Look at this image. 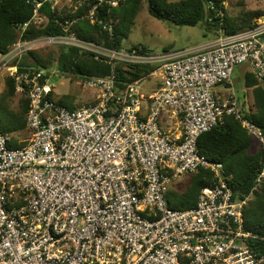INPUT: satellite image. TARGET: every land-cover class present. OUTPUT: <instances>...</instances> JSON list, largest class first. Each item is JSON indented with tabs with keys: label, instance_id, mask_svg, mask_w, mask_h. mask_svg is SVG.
<instances>
[{
	"label": "built area",
	"instance_id": "2783aa9c",
	"mask_svg": "<svg viewBox=\"0 0 264 264\" xmlns=\"http://www.w3.org/2000/svg\"><path fill=\"white\" fill-rule=\"evenodd\" d=\"M122 1L27 0L33 12L17 30L45 26L46 7L65 33L19 38L0 53L1 81L11 76L28 99L30 134L11 146L0 131V264H264L250 246L256 236L244 225L245 200L234 197L222 163L197 145L225 116L264 140L232 85L243 64L264 80V0L251 27L162 55L110 48L71 29L86 18L111 32L116 21L98 14ZM47 47L156 65L159 85L148 95L134 87L118 93L113 72L90 77L95 101L68 109L53 97V75L18 71L23 55ZM199 168H210L215 184L201 189L196 205L169 208V182Z\"/></svg>",
	"mask_w": 264,
	"mask_h": 264
},
{
	"label": "trees",
	"instance_id": "16d2710c",
	"mask_svg": "<svg viewBox=\"0 0 264 264\" xmlns=\"http://www.w3.org/2000/svg\"><path fill=\"white\" fill-rule=\"evenodd\" d=\"M226 1L228 0H124L117 6L125 4L126 14L134 16L145 2L148 12L160 20L189 26L201 21L206 30L216 36L234 34L254 25L253 16H257L259 12L248 11L234 19L228 18L224 15ZM114 8H110L108 12L101 11L98 18L112 17ZM43 9L49 17L48 23L41 28L30 25L21 32L16 26L30 19L33 6L27 0H0V53H5L19 38L31 39L65 33L63 26L55 21V13L46 7ZM126 22L125 16H120V24L117 26L114 23L113 30L106 32L97 23L83 18L73 23L71 29L83 39L103 43L110 48H122L120 41L126 34ZM134 47L137 46L133 45L131 48ZM142 48V52H150L146 47ZM28 67L43 68L51 75L52 68L59 73L74 72L86 79L104 77L113 72L116 75L115 91L118 93L128 92L142 81L150 79L157 69L156 65L148 63L96 60L91 54L72 47H47L29 51L17 62L18 71ZM244 84L251 88L253 95V106L247 117L260 129L264 137V80L257 79L248 69L244 73ZM15 95L20 98L18 106L12 108L10 102ZM28 103L25 94L15 91L12 77L6 75L0 93V131L9 135L11 146L16 144L11 135L19 136L24 132L29 136L25 117ZM58 103L63 105L60 101ZM258 141L234 116H225L222 122L199 136L197 145L200 153L210 161L222 163L234 197L245 200L246 205L242 208L244 225L256 236L250 246L260 255H264V145ZM192 174L187 187L180 194L173 195L168 192L166 200L169 208L187 209L196 205L201 189L212 187L217 181L210 168H199Z\"/></svg>",
	"mask_w": 264,
	"mask_h": 264
},
{
	"label": "rangeland",
	"instance_id": "374dc122",
	"mask_svg": "<svg viewBox=\"0 0 264 264\" xmlns=\"http://www.w3.org/2000/svg\"><path fill=\"white\" fill-rule=\"evenodd\" d=\"M224 5V15L233 19L248 11H257L259 14L263 11V5L260 0H228ZM124 7L125 4L116 6L112 19L116 21V25L118 26L120 24V16H125L127 30L124 27L126 34L121 37L120 41L122 48L125 50L130 49L133 45H140L146 47L151 53L162 55L191 50L196 46H200L220 36H216L211 31H207L204 23L201 21L193 26H189L174 24L169 20H160L148 12L145 2L142 3L141 8L134 16L129 15V13L126 14ZM257 16H253L254 21L257 19ZM248 69V64L236 66L232 74V85L235 87L239 96L241 98L244 97L249 103L250 108H252V90L244 84V73ZM51 71L54 76L50 80L53 83V97L57 101H60L63 106L68 109H75L95 101V90L87 86L86 77L74 72L59 73L54 68ZM158 85L159 78L154 75L150 79H146L136 85L134 90L138 93L148 95ZM2 90L3 82L0 78V93ZM19 98L18 95H15L11 99L10 105L12 108L18 106ZM29 136L24 132L19 136L11 135L13 140H15L14 142H16L15 146L22 145L23 142L28 140ZM260 143L264 145V140L260 141ZM192 176L193 174L189 173L173 178L168 184V191L165 194V198L168 196V192L173 195L180 194L187 187L188 181Z\"/></svg>",
	"mask_w": 264,
	"mask_h": 264
},
{
	"label": "crops",
	"instance_id": "0c3cea01",
	"mask_svg": "<svg viewBox=\"0 0 264 264\" xmlns=\"http://www.w3.org/2000/svg\"><path fill=\"white\" fill-rule=\"evenodd\" d=\"M145 107V106H144Z\"/></svg>",
	"mask_w": 264,
	"mask_h": 264
}]
</instances>
